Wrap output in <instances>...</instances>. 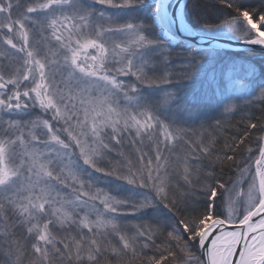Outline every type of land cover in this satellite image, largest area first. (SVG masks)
I'll use <instances>...</instances> for the list:
<instances>
[{"label": "snow or ice", "instance_id": "6c2138e0", "mask_svg": "<svg viewBox=\"0 0 264 264\" xmlns=\"http://www.w3.org/2000/svg\"><path fill=\"white\" fill-rule=\"evenodd\" d=\"M0 264H264V0H0Z\"/></svg>", "mask_w": 264, "mask_h": 264}, {"label": "water", "instance_id": "95a60500", "mask_svg": "<svg viewBox=\"0 0 264 264\" xmlns=\"http://www.w3.org/2000/svg\"><path fill=\"white\" fill-rule=\"evenodd\" d=\"M226 47H229L230 49H233V50H240V48H238L235 45H227Z\"/></svg>", "mask_w": 264, "mask_h": 264}, {"label": "trees", "instance_id": "16d2710c", "mask_svg": "<svg viewBox=\"0 0 264 264\" xmlns=\"http://www.w3.org/2000/svg\"><path fill=\"white\" fill-rule=\"evenodd\" d=\"M232 51H234V52H240L241 51V49L240 50H233V49H231Z\"/></svg>", "mask_w": 264, "mask_h": 264}, {"label": "rangeland", "instance_id": "374dc122", "mask_svg": "<svg viewBox=\"0 0 264 264\" xmlns=\"http://www.w3.org/2000/svg\"><path fill=\"white\" fill-rule=\"evenodd\" d=\"M101 186H103V185H101Z\"/></svg>", "mask_w": 264, "mask_h": 264}]
</instances>
